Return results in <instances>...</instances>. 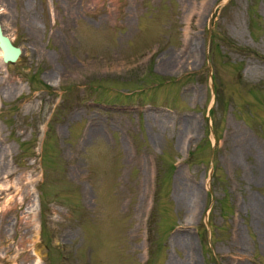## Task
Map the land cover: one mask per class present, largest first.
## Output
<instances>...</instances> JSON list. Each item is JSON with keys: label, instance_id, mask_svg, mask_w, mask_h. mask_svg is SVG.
<instances>
[{"label": "rangeland", "instance_id": "374dc122", "mask_svg": "<svg viewBox=\"0 0 264 264\" xmlns=\"http://www.w3.org/2000/svg\"><path fill=\"white\" fill-rule=\"evenodd\" d=\"M0 20L23 51L0 54V264H264V0Z\"/></svg>", "mask_w": 264, "mask_h": 264}, {"label": "bare ground", "instance_id": "6f19581e", "mask_svg": "<svg viewBox=\"0 0 264 264\" xmlns=\"http://www.w3.org/2000/svg\"><path fill=\"white\" fill-rule=\"evenodd\" d=\"M172 59H173V63H178L179 61L173 56L172 57ZM193 123L191 122V123H183V125H182V128H183V131H187V130H191V129H193ZM96 133H97V130L95 131ZM176 181H177V183H179V184H181L182 185V183H181V178L180 177H177L176 178ZM10 190H12V187L10 188V189H8L7 191H10ZM1 193L3 194V192L1 191ZM178 193V192H177ZM192 194H193V191H190V192H188L187 191V193L185 192V191H179V195L177 194V196L178 197H180V201L182 202L183 200H188V197H187V195L188 196H192ZM1 227V226H0ZM26 229H28V227L26 226ZM23 237V236H22ZM189 241V240H188ZM175 242L177 243V244H180V245H183V248L186 250L187 248H186V246H188L190 249H192L190 246H189V243L188 242H185V240H184V238H179L178 237V239H176L175 240ZM187 244V245H186ZM186 245V246H185ZM189 262V261H188ZM174 264H196L195 262H189V263H187V261L186 260H181L180 262H173Z\"/></svg>", "mask_w": 264, "mask_h": 264}, {"label": "water", "instance_id": "95a60500", "mask_svg": "<svg viewBox=\"0 0 264 264\" xmlns=\"http://www.w3.org/2000/svg\"><path fill=\"white\" fill-rule=\"evenodd\" d=\"M0 50L3 52V61L9 63H15L21 54L19 48H14L10 42V39L4 35L1 20H0Z\"/></svg>", "mask_w": 264, "mask_h": 264}]
</instances>
